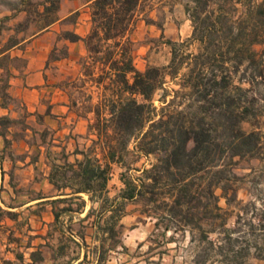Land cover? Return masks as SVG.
Wrapping results in <instances>:
<instances>
[{
    "label": "trees",
    "instance_id": "1",
    "mask_svg": "<svg viewBox=\"0 0 264 264\" xmlns=\"http://www.w3.org/2000/svg\"><path fill=\"white\" fill-rule=\"evenodd\" d=\"M86 1H90L88 33L81 37L65 30L61 36L84 41L87 53L81 60L83 77L101 90L99 100L88 109L93 112L89 130L95 137L86 149L78 150L81 158L55 164L49 179L74 186V193H92L90 199L115 201L113 220L97 225L107 232L101 238V247L109 239L112 247L119 244L123 248L122 240H116L122 224L115 216L120 220L126 202L141 204V212L154 218L156 228L162 225L163 231H175L182 223V227H191L198 213H207L209 207L221 209L215 190L225 189L223 177L233 174L234 158L259 154L264 0H185V12L192 25L190 38L198 43L197 52L180 54L179 43L169 39L168 64L148 65L143 70L134 64L130 34L145 4L152 0ZM59 2L35 3L33 13L43 19L40 28L58 18ZM15 9L28 12L26 8ZM77 15L75 12L68 20L74 22ZM256 45L263 46L262 51ZM59 52L56 54L54 48L50 58L67 54L65 47ZM5 56L0 58V68L6 75L0 77L1 106L10 99L6 90L9 70L1 64ZM178 75V88L168 99L166 79L174 80ZM160 90V104L155 105ZM87 99L91 100L92 94ZM243 122L252 129L245 130ZM14 124L25 127L21 119L0 114L4 149L11 145L8 133ZM130 144L132 149L128 148ZM130 155L133 158L129 159ZM150 156L154 160L148 166L136 164L141 157ZM113 165L120 168L122 187L110 197L106 187ZM203 197L207 201L202 202ZM69 209L64 207L63 211ZM5 213L16 215L10 210ZM59 214L54 210L56 221ZM163 221L167 222L161 224Z\"/></svg>",
    "mask_w": 264,
    "mask_h": 264
},
{
    "label": "crops",
    "instance_id": "2",
    "mask_svg": "<svg viewBox=\"0 0 264 264\" xmlns=\"http://www.w3.org/2000/svg\"><path fill=\"white\" fill-rule=\"evenodd\" d=\"M89 2L78 5L76 0H60L54 22L26 36L23 29L11 28L14 40L1 48L0 58L10 54V58L19 62L7 66L6 90L10 99L4 106L0 99V114L21 119L25 127L19 128L17 124L10 127L11 145L5 149L0 135V189L7 187L14 200L23 188L25 200L5 205L8 209L27 208L30 214L26 217L28 234L16 238L21 250L10 247L6 240L0 242V264H152L143 256H129L130 250H118L122 248L119 244L112 247L109 239L101 247V238L107 232L97 224L113 220L115 201L90 199L92 193H74V186L49 179L55 164L81 158L78 150L86 149L95 137L93 130H89L93 112H82L74 96L75 89L83 85L72 86L83 77L81 60L86 56V46L82 39L69 41L61 36L65 30L81 37L88 33L89 12L78 14L74 22H66L75 12L82 14L83 9L88 10ZM26 15V10L14 9L8 18L17 24ZM60 46L66 48L67 54L51 59V51L54 48L58 51ZM13 175L16 184L11 183ZM106 190L110 196L109 184ZM64 207L70 209L63 211ZM54 210L60 213L57 221ZM128 216L120 220L115 216V220L123 223ZM65 239L76 250H68ZM123 245L127 247L125 242ZM32 252H37V257ZM121 255L124 257L120 259Z\"/></svg>",
    "mask_w": 264,
    "mask_h": 264
},
{
    "label": "rangeland",
    "instance_id": "3",
    "mask_svg": "<svg viewBox=\"0 0 264 264\" xmlns=\"http://www.w3.org/2000/svg\"><path fill=\"white\" fill-rule=\"evenodd\" d=\"M39 0H0V49L8 46L15 34L9 29L22 30L24 36L37 31L43 19H39L34 13L35 3ZM78 5L86 0H76ZM185 0H152L145 4L143 11L136 19L135 26L130 34L133 48V59L137 69L143 70L148 65L164 66L171 58V48L167 40L179 43L180 54L197 52L198 43L191 40L192 25L185 12ZM60 6V3H59ZM26 8L27 15L22 21L9 20L15 8ZM69 7V6H67ZM59 9V8H58ZM88 10L83 9L86 15ZM28 16V17H27ZM78 16V15H77ZM147 18L152 22L148 23ZM69 19L66 24L71 23ZM161 25V28L159 27ZM60 25L58 28L64 27ZM17 33V32H16ZM61 46L56 54H59ZM258 51L263 46L256 45ZM264 58V53L261 54ZM19 61L10 58L6 54L1 64L7 67L9 64H17ZM82 69V66H81ZM184 69L180 71V74ZM5 73L0 72V77L5 78ZM179 75L174 80L166 79L164 88L168 92L167 98L174 94L172 90L177 89L176 83ZM73 82L72 86L83 87L75 89V98L82 112H88L98 100L101 90L96 89L94 83L87 77ZM73 90V89H72ZM162 91H158L154 104L159 105L157 98ZM262 92V91H261ZM264 93V92H263ZM92 94L88 100L87 95ZM180 97H183L180 95ZM261 106L262 117L257 128L262 135V145L259 154L236 157L233 161V174L225 175V189L217 188L215 194L219 195L218 205L220 210L198 213L191 227L179 225V229L163 231L162 225L156 228L155 219L146 217L142 211V205L128 201L124 207L123 215L129 216L123 221L122 227H118V238L127 247L118 250H130L129 256H143L147 263L152 264H262L264 260V99L258 103ZM94 117L92 115L93 122ZM90 122V123H91ZM245 130H251L248 122L242 124ZM17 127L21 128L20 124ZM92 142L90 143V145ZM132 149V144L129 145ZM133 156H129V159ZM154 160L153 156L141 157L136 163H144L146 166ZM112 176L108 182L112 188L111 197L116 196L122 187L119 180L120 168L112 166ZM132 174V173H131ZM6 176L5 185L8 182ZM16 184L13 175L11 183ZM16 193L14 200L11 198L7 187L0 189V242L6 240L10 247L21 250L16 238L26 236V217L30 212L27 208H6L7 203L16 204L25 200L24 193ZM22 192H21V191ZM11 193V192H10ZM202 202L207 201L204 197ZM14 206V205H13ZM5 210L15 212V216L5 213ZM212 210V211H209ZM121 216V217H122ZM121 219V218H120ZM148 223L145 225V223ZM167 221H163L164 224ZM204 231V232H203ZM203 234L207 238L203 237ZM127 236V237H126ZM120 238V239H119ZM68 250H76L70 240L65 239ZM137 242V243H135ZM163 253V254H162ZM123 258L124 255H121ZM149 258H152L148 260ZM163 258V259H161Z\"/></svg>",
    "mask_w": 264,
    "mask_h": 264
}]
</instances>
